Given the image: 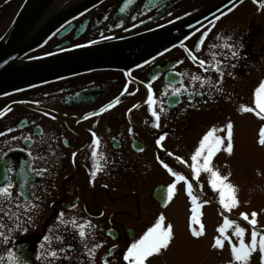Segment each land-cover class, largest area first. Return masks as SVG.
<instances>
[{
    "label": "flooded vegetation",
    "instance_id": "af4514ba",
    "mask_svg": "<svg viewBox=\"0 0 264 264\" xmlns=\"http://www.w3.org/2000/svg\"><path fill=\"white\" fill-rule=\"evenodd\" d=\"M81 1L54 2L56 20L29 56L37 55L32 53L48 45L45 52L57 57L81 46H129L218 2L132 0L122 7L124 0H99L66 13ZM261 5L264 0H240L211 24L120 67L0 90V187L11 184L9 208L14 213L11 218L4 216L0 220L6 225L0 228V264H16L9 251L26 258L28 264H47L51 258H45V249L49 244L53 249L61 246L56 236L63 237L64 244L72 243L75 251L70 261L61 259L55 264H125L123 251L160 215L165 217L164 225H172L174 235L184 233L186 242L202 239L203 247L210 249L224 217L232 220L234 213L222 210L219 194L209 186L208 175L193 177L188 165L203 135L213 128L223 129L231 121L233 152L221 150L212 159L213 166L228 175L230 182L231 175L242 169L240 149L247 131L254 133L255 138L259 135L263 120L254 112H240L239 108L255 107V90L264 83ZM241 6L244 8L237 11ZM208 28L211 31L197 52L196 42ZM228 43L235 45L232 50L237 51V57L222 47ZM213 44L217 47H211ZM185 47L198 59L193 60ZM200 59L206 61L204 66L199 65ZM216 61H220L217 67L224 72L222 78L212 66ZM194 76L201 80H193ZM176 89H180L179 94ZM149 91L158 121L149 110ZM109 102L113 107L107 108ZM102 107L106 111L100 112ZM248 114L254 123L250 128ZM216 134L224 135L221 131ZM161 135L164 139L157 145L155 141ZM93 139L98 143L93 144ZM94 150L98 153L95 158ZM176 156L187 163L177 161ZM94 163L102 167L93 178ZM164 163L192 184L193 194L198 197L199 223L192 221L194 205L183 181H176L173 196L167 197V187L175 177L163 167ZM38 171L42 174L37 175ZM72 204L76 207L72 208ZM59 212L64 213V220L90 222L86 240L78 235L72 239L71 225L60 223ZM29 216L32 221L26 223ZM209 221L216 222L212 223L213 229L208 227ZM18 224H23L27 232L18 229ZM201 225L203 234L192 236L193 228L199 230ZM44 235L50 241H43ZM3 236H8L9 241L4 242ZM244 239L247 241L246 233ZM97 244L100 247H94ZM185 247L198 249L199 245ZM88 249H92L91 256ZM147 264H152L150 258Z\"/></svg>",
    "mask_w": 264,
    "mask_h": 264
},
{
    "label": "snow or ice",
    "instance_id": "6c2138e0",
    "mask_svg": "<svg viewBox=\"0 0 264 264\" xmlns=\"http://www.w3.org/2000/svg\"><path fill=\"white\" fill-rule=\"evenodd\" d=\"M264 7V5H261ZM217 20L219 17L216 18ZM212 23L211 21L209 22ZM214 27V25H213ZM211 31L210 28L206 29L204 32L201 33L200 37L196 42V51L199 52L202 45H204L206 38ZM188 38V37H186ZM181 47H184L181 44ZM211 47H217L215 44L211 45ZM222 47H226L229 50L235 48V45L228 43L222 45ZM184 51L191 56L193 60H197L198 57L193 55L192 51L188 48H184ZM213 58L215 57V53L212 54ZM231 55L233 57H237V51L232 50ZM200 66H204L206 61L200 59L199 61ZM220 61H216V64L212 65L216 68V71L219 73L220 78L223 77L224 72L217 67ZM235 67V65H232ZM207 70V69H205ZM229 76L232 75L231 72L228 73ZM193 80H201V77L194 76L192 77ZM220 82L219 80L217 81ZM217 91L220 89L217 88ZM180 89H176L175 93L179 94ZM256 99H255V107H244L241 106L239 108L240 112H254L257 116L260 117L261 120H264V83H261L259 87L255 90ZM200 94V93H197ZM118 102V101H117ZM147 103L149 105V110L151 111L152 117L159 120V115L157 111L152 109V105L155 103L153 94L149 91L147 96ZM113 107L112 102H109L107 108ZM106 111V108L102 107L100 112ZM98 113H93V115H97ZM154 126H158L154 125ZM233 123L228 121L223 129H216L213 128L209 130L203 137L199 140L198 146L195 148L193 154L190 157L191 163L188 165L191 168V173L193 177L198 178L201 173H206L208 175V183L211 189L219 194V204L221 205L222 210L230 212L232 209L238 207L239 201L237 197V188L229 182L228 175H222L219 170H217L213 164L212 159L213 156L223 150L228 154H232L233 152ZM221 131L224 135H217L216 133ZM164 139V136L161 135L155 143L160 145L161 140ZM93 144H97L98 141L93 139ZM258 143L260 146H264V126H262L259 130V139ZM75 155V153L73 154ZM98 153L94 150L92 156L95 158ZM102 156V154H99ZM169 156L172 153H168ZM159 159V157H157ZM175 159L180 161L181 163H187L181 159L180 156H176ZM163 163V162H162ZM102 166L99 164L93 165L94 170L91 173V176L94 178L96 176V172L100 170ZM163 167L167 169V171L175 177L173 183H170L167 187V197L171 199L174 194V190L176 189V181H183L186 185V191L188 196L191 198L192 204L194 205L192 208L193 216L192 221L194 223H199L198 220V207L199 204L197 203L198 197L193 194V186L188 180L185 178L184 175L175 172L173 168L169 167L168 164L164 163ZM11 171V169H8ZM42 174V171H38L37 175ZM230 175V173H229ZM11 184H5L3 187H0V220H3L4 216H8L11 218V215L14 213L10 212L9 205L11 204L12 193H11ZM207 203V201H205ZM17 208L20 206L17 204ZM36 207V205H33ZM72 208L76 207V204L71 205ZM64 216L63 212H59L57 219L60 221L61 224L64 225H71L72 230V239H76L78 237L84 241L87 238L86 228L90 227V222L86 221L84 223H78L75 218L70 220L62 219ZM240 217L242 220L246 221L250 225V240L248 242L245 241V233L246 228L240 226L235 220H230L227 216L224 217L223 225L220 226L216 231L218 235L214 237L212 247L214 249L223 250L225 247V243L229 248L230 259L227 261V264H248L250 258L252 257L253 253L259 252L260 264H264V229L258 230V213L256 211H252L251 213H241ZM18 219V218H17ZM32 217L29 216L26 223H31ZM165 217L164 215H160L155 223L148 227L146 231L139 237V239H134L133 242L126 248L125 251L122 253V260L125 264H147L149 258H152L156 255L162 253V251L169 248L171 241L174 238L173 228L172 225H164ZM18 229L22 230L23 232H27V228L24 227L23 224H18ZM6 225L0 224V228H4ZM229 228H232L233 231L231 235H227L226 232ZM9 231H12L9 229ZM204 229L203 225L200 226L199 230L193 228L191 235L194 237H199L203 234ZM3 233H0L2 236ZM235 237V241L233 240ZM4 242L9 241L8 236H3ZM43 241L48 242L50 241V237L48 235L43 236ZM56 240L61 242V246L53 249L49 244V248L45 249V258L47 259V264H55L56 261L61 259L71 260L72 253L75 251L72 243L64 244L63 237L56 236ZM87 246L86 244L84 245ZM40 247L43 249L45 245L42 243ZM94 247L98 248L100 245H94ZM116 246L113 245V248ZM111 251V250H110ZM88 255H92V249H88ZM9 256L16 262V264H28V260L24 257H17L11 251H9ZM40 257L38 256L37 259ZM107 264V262H105Z\"/></svg>",
    "mask_w": 264,
    "mask_h": 264
},
{
    "label": "water",
    "instance_id": "95a60500",
    "mask_svg": "<svg viewBox=\"0 0 264 264\" xmlns=\"http://www.w3.org/2000/svg\"><path fill=\"white\" fill-rule=\"evenodd\" d=\"M55 0H22L7 28L0 35V90L27 87L105 67L121 66L177 42L189 32L202 27L230 10L240 0H220L182 22L150 34L129 46L120 43L81 46L57 57L48 53L32 59L25 56L47 36L53 17L31 33L38 16ZM99 0H83L66 13L92 5ZM132 0H124L126 7Z\"/></svg>",
    "mask_w": 264,
    "mask_h": 264
},
{
    "label": "rangeland",
    "instance_id": "374dc122",
    "mask_svg": "<svg viewBox=\"0 0 264 264\" xmlns=\"http://www.w3.org/2000/svg\"><path fill=\"white\" fill-rule=\"evenodd\" d=\"M21 1L22 0H0V33L11 20ZM56 1L57 0L54 2ZM54 2L43 10L42 16H38L32 28H35L40 22L50 20L49 12H54L52 8ZM248 6L251 8L249 4ZM243 8L244 7L241 6L237 11L240 12ZM239 12L237 15H240ZM48 48L49 45L42 49H38L32 54L43 53L48 51ZM254 120L257 124L258 120ZM251 124L253 125L254 123L251 120L250 114H248V128L251 127ZM262 126H264V120ZM258 139L259 135L255 138L254 133L250 134L249 131H247L244 145L240 149L243 160L242 169L233 173L230 178V183L238 190L237 197L239 201L238 207L232 209L234 213L232 220H235L240 226L246 228V242L250 240V225L246 221L240 219L241 212L251 213L252 211H256L258 213L257 228L258 230L264 229V146L259 145ZM213 222L215 221H209L208 227L212 228ZM207 231H209V228H207ZM232 231L233 229L229 228L226 234L230 235ZM183 235L177 236L175 234L168 249L150 258L152 264H227V261L230 259L227 243H225L223 250L214 249L213 247L207 249L203 247L202 239L193 242L188 240L186 242ZM193 243L199 245L198 249L185 247V244H190V247H193ZM248 264H260L258 251L253 253Z\"/></svg>",
    "mask_w": 264,
    "mask_h": 264
},
{
    "label": "bare ground",
    "instance_id": "6f19581e",
    "mask_svg": "<svg viewBox=\"0 0 264 264\" xmlns=\"http://www.w3.org/2000/svg\"><path fill=\"white\" fill-rule=\"evenodd\" d=\"M56 3V2H55ZM55 3L53 4L52 8L54 10V6H55ZM43 14V13H42ZM55 14V12H49V17L51 19V17H53V15ZM42 16V15H41ZM45 22H40L37 24V26L35 28H33V30L31 31V33L35 32L40 26H42Z\"/></svg>",
    "mask_w": 264,
    "mask_h": 264
}]
</instances>
